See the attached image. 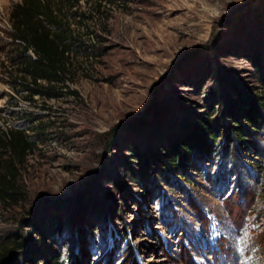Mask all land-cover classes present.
<instances>
[{"label": "rangeland", "instance_id": "1", "mask_svg": "<svg viewBox=\"0 0 264 264\" xmlns=\"http://www.w3.org/2000/svg\"><path fill=\"white\" fill-rule=\"evenodd\" d=\"M18 1L0 126L36 145L0 199V252L26 254L0 263L264 264V0H71L87 47L55 97L18 82Z\"/></svg>", "mask_w": 264, "mask_h": 264}, {"label": "trees", "instance_id": "2", "mask_svg": "<svg viewBox=\"0 0 264 264\" xmlns=\"http://www.w3.org/2000/svg\"><path fill=\"white\" fill-rule=\"evenodd\" d=\"M72 6L71 0H20L11 5L8 37L17 50L16 64L21 67L20 78L26 80L19 79L18 82L24 84L25 89L34 90V94L49 97L59 95L56 85L64 83L68 62L79 53L76 51L78 47H87L81 38L73 35L68 18V9ZM251 111L247 118L249 123L258 125L263 122L264 102L257 104ZM28 130L18 126L2 129L0 126L2 201L14 200L19 194V171L36 145L35 133L30 134ZM187 140L189 143V138ZM260 239L264 242V232ZM25 254L23 241H14L9 248L0 252V260L9 258L16 261ZM258 254L262 258L261 262H264V247ZM225 257L229 264H238L237 251L227 252Z\"/></svg>", "mask_w": 264, "mask_h": 264}]
</instances>
